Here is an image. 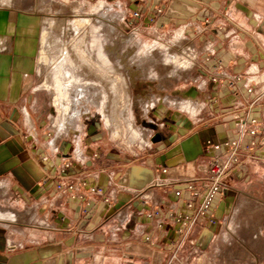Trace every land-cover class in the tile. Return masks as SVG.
<instances>
[{"label":"crops","instance_id":"crops-1","mask_svg":"<svg viewBox=\"0 0 264 264\" xmlns=\"http://www.w3.org/2000/svg\"><path fill=\"white\" fill-rule=\"evenodd\" d=\"M17 2L0 0V187L8 203L32 202L33 209H17L18 222L8 209L0 211L5 264H170L177 235L169 215L189 212L187 194L178 200L173 188L190 180L201 188L207 142L233 139L236 120L254 102L262 133L258 148L244 155L247 173L227 178L213 207L217 223L204 221L173 264H264V0H196L187 9L168 0L159 23H179L170 18L188 14L184 33L201 42L196 67L219 66V76L215 83L198 73L204 106L196 121L170 127L168 136L157 133L145 152L124 151L101 137L84 144L57 136L40 86V39L28 29L33 15ZM204 12L212 15V26L194 22ZM67 160V182L85 200L55 188L57 168ZM158 180L171 188H150ZM93 187L105 196L92 193ZM139 194L149 198V209ZM157 206L161 215L146 218Z\"/></svg>","mask_w":264,"mask_h":264},{"label":"rangeland","instance_id":"rangeland-1","mask_svg":"<svg viewBox=\"0 0 264 264\" xmlns=\"http://www.w3.org/2000/svg\"><path fill=\"white\" fill-rule=\"evenodd\" d=\"M16 1H18L16 3L18 9L33 15L29 19L32 22L28 23L30 25L28 29L30 32L35 31L34 33H37L40 39L38 55L40 86L45 96L46 111L51 115L50 122L55 131L56 120L60 119V111L55 103L56 92L53 89L45 88L44 85L46 82H53L55 79L52 63L60 55L59 49L61 50L60 44L62 43L56 41L55 44L45 49L48 59L47 63L44 62L42 59L44 49L42 34L45 31V25L54 22L49 33L55 39L60 36V30L57 27V22L60 21L70 22L74 26L79 20L87 18L92 19L93 22L104 19L116 28L113 31L108 25L106 28L109 29L105 28L104 33L111 35L107 40V45L115 48L123 59V73L129 87L131 110H133V129L127 126L123 118L126 108L123 96H125L126 89H121L116 98L111 94L109 88H106V100L101 101V103L104 105V110H107L105 114L107 113L110 118L114 116V123L121 126L120 136L114 135V129L107 125L98 107L91 104L87 106L89 112L84 111V115L78 120L75 130H67L60 137H65L70 142L81 138L84 144L91 137H101V139L113 143L114 146L124 149V151L145 152L149 150L148 146L155 140L157 133H164L168 136L170 127L173 129L176 126L181 128L182 122L186 120L192 124L196 121L194 115L204 106V102L198 96L197 85L199 83L195 82L199 73V68L196 65L197 61L200 60L196 47L200 46L201 42L199 40L190 41L187 36L188 30H185L184 33L183 26L185 23L183 21L188 14L180 15V18L175 16L170 18L179 20V23H159V18L166 14L165 5L168 0L165 2L158 0L157 3L155 0ZM192 1L196 0H175V4L179 9H187L193 7ZM135 12L140 13L139 18L134 17ZM189 12L192 11L189 10ZM178 13L181 12L178 11ZM194 22H203L212 26L213 17L208 12H204L200 19L196 17ZM34 25L37 26V30H34ZM83 29L80 27L79 31ZM192 30L194 32L196 28H192ZM73 40L72 38L67 42L72 45ZM173 57L177 58L179 63L171 64L169 61ZM158 109H162L160 111L168 109L167 114L161 115ZM135 133L138 135L137 141L132 140ZM3 194L4 191L0 187V211L8 209L7 212H11L17 222L21 215L20 210L17 209H33L32 202L30 204H18L14 200L8 203L7 199L2 197ZM10 209L14 210L11 211ZM1 222L3 224L2 220ZM2 231L4 230L2 229ZM6 259L7 255L1 247L0 264H5Z\"/></svg>","mask_w":264,"mask_h":264},{"label":"bare ground","instance_id":"bare-ground-1","mask_svg":"<svg viewBox=\"0 0 264 264\" xmlns=\"http://www.w3.org/2000/svg\"><path fill=\"white\" fill-rule=\"evenodd\" d=\"M53 23L46 24L42 34L44 45L42 59L47 63L48 55L45 53V49L55 44L56 41L62 43L60 44L61 50L59 49L60 55L52 63L55 79L44 85L45 88L53 89L56 92L55 103L60 111V119L56 120L57 136L60 137L67 130L74 131L78 120L84 115V111L89 112L87 106L93 104L103 114L107 125L114 129V135L119 137L121 126L114 123V116L110 118L107 113L105 114L107 110H104V105L101 103L106 100V88H109L111 94L116 98L121 89H126L125 96H123L126 102L123 118L127 126L133 129L130 92L123 73V59L115 48L107 45V40L111 35L104 33V29L108 25L115 31L114 25L104 19L93 22L92 19L87 18L79 20L74 26L70 22L60 21L57 22L60 36L55 39L49 33L53 28ZM80 27L84 29L79 31ZM72 38L74 43L71 45L67 41ZM169 62L176 64L179 63V60L173 57ZM137 137L138 135L135 133L132 140L135 141Z\"/></svg>","mask_w":264,"mask_h":264},{"label":"built area","instance_id":"built-area-1","mask_svg":"<svg viewBox=\"0 0 264 264\" xmlns=\"http://www.w3.org/2000/svg\"><path fill=\"white\" fill-rule=\"evenodd\" d=\"M166 1V0H162ZM161 11V10H159ZM135 18L140 17L139 12L134 13ZM210 57H205L203 62H209ZM219 66H215L213 71L199 67L198 72L201 77H209L211 82H218L217 70ZM248 92L252 93L253 88L247 87ZM256 102L248 107V111L242 117H239L235 122L236 136L233 139L224 140L218 143L212 141L207 142L206 155L208 157V165L205 171L206 177L202 180V186L197 187L195 180L188 181L184 188H173L174 196L178 200L184 199L187 213H171L169 215L170 226L175 229L177 235L176 246L170 260V264L179 261V252L187 243H194L195 235L198 230L203 227V222L210 225H215L217 222L214 219L212 212L217 197L226 188V180L229 177H237L247 173L248 164L244 161V155L253 152L260 144L262 123L253 116V108ZM247 137L250 140L247 141ZM72 166V161L67 160L60 164L57 168L58 180L55 183V188L60 192H70L73 200H85V196L79 194L73 183L67 182V170ZM163 174H167L168 170L163 169ZM50 179L45 180L48 184ZM87 184L86 181L83 183ZM172 183L158 180L150 188H171ZM91 192L100 196H105L104 190L100 187H93ZM140 195V196H139ZM138 196L143 199L144 209H149L151 202L148 197H143V194ZM107 203L111 202L109 197H105ZM163 207L157 206L153 211L146 212V218H158L161 215ZM148 241L149 237L146 238Z\"/></svg>","mask_w":264,"mask_h":264}]
</instances>
